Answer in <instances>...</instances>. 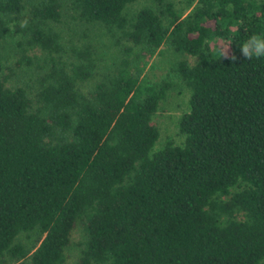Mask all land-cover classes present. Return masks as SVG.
<instances>
[{"label": "trees", "instance_id": "16d2710c", "mask_svg": "<svg viewBox=\"0 0 264 264\" xmlns=\"http://www.w3.org/2000/svg\"><path fill=\"white\" fill-rule=\"evenodd\" d=\"M133 1L0 0V264H264V0ZM163 45L188 98L154 147Z\"/></svg>", "mask_w": 264, "mask_h": 264}, {"label": "rangeland", "instance_id": "374dc122", "mask_svg": "<svg viewBox=\"0 0 264 264\" xmlns=\"http://www.w3.org/2000/svg\"><path fill=\"white\" fill-rule=\"evenodd\" d=\"M174 1L176 7L181 9L182 12L187 10L182 4L183 0ZM145 4L155 5V2L154 0H134L126 6V12L132 13L137 7ZM89 35L92 36V41L97 46L98 51L111 49L107 47L109 37L103 33L100 26L91 25ZM176 57L175 53L163 45L155 49L144 66V71L150 78L165 77L171 81L164 99L160 101L158 108L152 115L151 122L158 129V137L155 140L154 147H159L166 140L177 144L182 140V135L177 129V119L187 108L188 90L172 71L171 66ZM70 250L72 251L73 249Z\"/></svg>", "mask_w": 264, "mask_h": 264}, {"label": "clouds", "instance_id": "9594fccd", "mask_svg": "<svg viewBox=\"0 0 264 264\" xmlns=\"http://www.w3.org/2000/svg\"><path fill=\"white\" fill-rule=\"evenodd\" d=\"M231 7V6H229ZM229 45L222 46L219 49V56L227 58ZM240 49L241 55L247 60H251L252 58H264V35H251L248 39H246L243 44L237 45ZM233 62L237 59L235 55L231 56Z\"/></svg>", "mask_w": 264, "mask_h": 264}]
</instances>
